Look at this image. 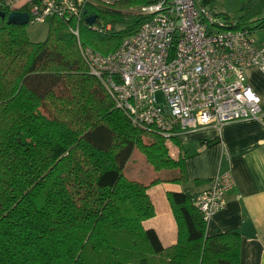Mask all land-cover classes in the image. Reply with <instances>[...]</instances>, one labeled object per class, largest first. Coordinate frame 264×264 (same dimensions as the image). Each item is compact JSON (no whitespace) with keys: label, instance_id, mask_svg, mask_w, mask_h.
I'll list each match as a JSON object with an SVG mask.
<instances>
[{"label":"trees","instance_id":"trees-1","mask_svg":"<svg viewBox=\"0 0 264 264\" xmlns=\"http://www.w3.org/2000/svg\"><path fill=\"white\" fill-rule=\"evenodd\" d=\"M200 1L216 16L264 30V0H237L231 17L216 11V0ZM148 2H87L85 18L93 13L112 29L82 23L80 44L114 52L146 18L126 10ZM29 9H17L28 23ZM44 23L46 38L32 42L26 24L0 19V264H240L239 234L208 236L188 191L165 194L175 244L163 246L145 228L155 214L147 191L165 179L146 184L124 166L136 148L154 170L175 171L168 182L184 183L182 145L133 125L89 72L69 22L50 15Z\"/></svg>","mask_w":264,"mask_h":264},{"label":"built area","instance_id":"built-area-1","mask_svg":"<svg viewBox=\"0 0 264 264\" xmlns=\"http://www.w3.org/2000/svg\"><path fill=\"white\" fill-rule=\"evenodd\" d=\"M118 1L38 0L29 2V14L33 22L44 23L50 15L69 22L89 72L135 126L169 139L180 131L260 116V98L247 83L246 69L264 73V45L250 28L214 15L200 0H149L126 10L146 18L114 52L102 55L82 47L79 26L95 15L85 18L86 3L107 8ZM19 2L0 0V6L13 11ZM96 18L89 24L94 30L112 29L108 20ZM234 186L224 171L193 194L192 203L206 223L223 209Z\"/></svg>","mask_w":264,"mask_h":264},{"label":"crops","instance_id":"crops-1","mask_svg":"<svg viewBox=\"0 0 264 264\" xmlns=\"http://www.w3.org/2000/svg\"><path fill=\"white\" fill-rule=\"evenodd\" d=\"M31 1L20 0L19 6ZM254 36L258 44L264 45V30ZM246 80L260 98V116L230 121L220 128L210 125L178 132L175 136L182 145L186 182L178 184L168 182L172 177L162 178L164 182L147 191L155 214L143 225L153 228L165 247L175 244L177 234L166 192L195 194L205 188L211 178L229 171L235 186L226 193L223 209L207 222L206 234L237 232L240 264H264V73L249 67Z\"/></svg>","mask_w":264,"mask_h":264},{"label":"rangeland","instance_id":"rangeland-1","mask_svg":"<svg viewBox=\"0 0 264 264\" xmlns=\"http://www.w3.org/2000/svg\"><path fill=\"white\" fill-rule=\"evenodd\" d=\"M238 8L239 6L237 0H216V8H215L216 11L224 12L226 13V15H230L229 17H231V15H236L238 13ZM253 26H254L253 24L249 25L250 28H253ZM25 29L28 38L32 42H40L46 38L48 26L45 23L29 22L28 24H26ZM257 31H262V30H254L253 37H255L254 35L256 34ZM123 171L125 175H127L128 177L132 179L140 180L146 184L149 183L150 180L156 177L169 179L176 174L175 171L154 170L147 163L143 154L136 148L132 150L131 155L128 161L126 162ZM156 187L158 186L151 187L150 189L152 188L154 189Z\"/></svg>","mask_w":264,"mask_h":264},{"label":"water","instance_id":"water-1","mask_svg":"<svg viewBox=\"0 0 264 264\" xmlns=\"http://www.w3.org/2000/svg\"><path fill=\"white\" fill-rule=\"evenodd\" d=\"M6 17L7 23L16 24V25H24L29 21V15L27 12H22L19 10L10 11L6 14L4 11L0 10V19H4ZM95 18V15H91L86 18V21L91 24Z\"/></svg>","mask_w":264,"mask_h":264}]
</instances>
